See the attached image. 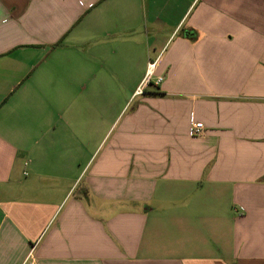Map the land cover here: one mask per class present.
<instances>
[{"label": "crops", "instance_id": "1", "mask_svg": "<svg viewBox=\"0 0 264 264\" xmlns=\"http://www.w3.org/2000/svg\"><path fill=\"white\" fill-rule=\"evenodd\" d=\"M32 262L264 264V0H0V264Z\"/></svg>", "mask_w": 264, "mask_h": 264}, {"label": "built area", "instance_id": "2", "mask_svg": "<svg viewBox=\"0 0 264 264\" xmlns=\"http://www.w3.org/2000/svg\"><path fill=\"white\" fill-rule=\"evenodd\" d=\"M155 66H156L155 62H153V63H151L149 65V73H148L147 77L145 78V80H144L142 85H147V84L151 83V76L153 75V72L155 70ZM163 80H164L163 77H157L154 83L156 85H160L163 82ZM140 89L138 91L141 92ZM204 129H205V127H204L203 123H199V122L198 123H193L192 132H191L192 136H194V137L202 136V134L204 132ZM32 264H34V263L32 262Z\"/></svg>", "mask_w": 264, "mask_h": 264}]
</instances>
